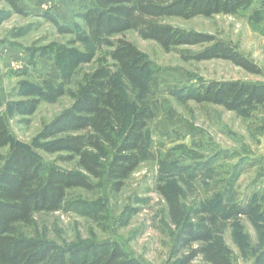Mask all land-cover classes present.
Listing matches in <instances>:
<instances>
[{"label":"trees","instance_id":"obj_1","mask_svg":"<svg viewBox=\"0 0 264 264\" xmlns=\"http://www.w3.org/2000/svg\"><path fill=\"white\" fill-rule=\"evenodd\" d=\"M6 1L16 14H25L18 0ZM86 1L84 11L76 14L72 22H61L50 11L43 14L60 35L73 39L69 47H53L51 51L50 48L39 49L40 54L54 55L49 56L56 60L61 85L57 88L48 82L41 85L25 82L21 94L31 99L20 104L25 114H34L39 100L64 94V86L76 68L92 62L97 52L107 50L75 95L73 104L54 118L40 136L45 153L61 154L62 160L75 162L82 172H67L49 165L20 146L13 147L7 156L0 153V264H143L118 243L78 246L76 243L66 247L40 237L30 238L21 227L32 223L35 213L62 210L69 190L92 191L95 188L92 179H105L113 193L121 192L141 162L150 157L148 129L153 110L145 98L153 93L152 75L156 68L134 44L116 40L117 35L135 31L141 38L158 43L166 52L178 47L206 46L191 58L199 62L224 60L249 73H260L253 62L226 42L207 34L181 31L163 24L162 20H191L252 11L264 17V0ZM252 27L264 36L260 24L254 26L253 23ZM77 44L83 46V50L75 46ZM127 85L135 91V98L124 91ZM169 95L182 104L221 106L240 114L256 108L264 112V83L199 81L188 88L171 90ZM11 144L8 119L0 113V150ZM210 164L181 166L164 162L159 170L157 191L165 200L170 220L177 230L175 245L186 249L194 243L202 244L192 249L179 264H191L198 257L206 264H233L224 244L213 239L218 222H235L238 217H245L259 231H264L259 197L236 204L233 179H225L222 191L203 201L205 217L196 224L190 222L189 209L175 180L191 188L200 170L205 172L204 176L214 171ZM78 206L89 209L84 203ZM237 236L240 233H236ZM242 243H245L243 238ZM241 245L243 249L252 250L249 243ZM253 249L254 264H264V246Z\"/></svg>","mask_w":264,"mask_h":264},{"label":"rangeland","instance_id":"obj_2","mask_svg":"<svg viewBox=\"0 0 264 264\" xmlns=\"http://www.w3.org/2000/svg\"><path fill=\"white\" fill-rule=\"evenodd\" d=\"M24 15L16 14L6 0H0V113L6 115L11 133V146L1 149L7 156L15 146L38 155L45 163L67 172H82L75 162L62 160L61 154L42 150L41 133L60 113L69 108L87 77L107 50L97 52L92 62L80 65L65 84L64 94L41 99L36 111L27 115L21 103L31 97L21 94L25 82L55 87L61 78L53 54H40L39 49L69 47L73 37L60 35L43 14L50 11L61 22H72L84 11L86 0H18ZM255 11L241 15H215L163 19L162 23L185 32L207 34L234 47L253 62L259 74H252L224 60L196 61L191 57L206 46L178 47L170 52L152 40H145L135 31L117 35L134 44L156 68L152 75L153 93L145 98L152 108L149 122L150 157L125 182L119 193H113L106 180L92 179L95 188L68 191L64 208L58 212L35 213L32 223L22 225L30 237L46 239L60 246L72 247L87 243H118L143 264H179L192 249L175 245L177 230L169 216L168 206L157 191L159 170L164 162L195 166L211 163L208 176L201 170L191 188L175 180L182 200L189 209L190 222L205 217L203 201L214 198L223 189L224 180L234 181V201L245 203L259 197L264 212V112L260 108L243 114L227 111L221 106L179 103L169 91L196 85L199 81H238L264 83V36L252 27L264 29V17ZM259 23V24H258ZM83 50V46L75 45ZM72 48V47H71ZM51 57H50V56ZM127 95L135 91L127 85ZM219 154L218 158L216 156ZM216 158V159H215ZM88 206L81 208L78 204ZM236 224V226H234ZM236 233L240 236L235 237ZM213 239L221 241L233 264H254L253 248L264 246V231H259L245 217L235 222H218ZM242 238L245 243H242ZM249 243L252 250L243 249ZM191 264H206L198 257Z\"/></svg>","mask_w":264,"mask_h":264}]
</instances>
